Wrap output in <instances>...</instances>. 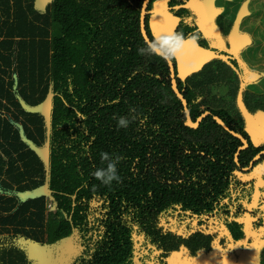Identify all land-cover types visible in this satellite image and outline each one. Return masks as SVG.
Masks as SVG:
<instances>
[{
  "label": "trees",
  "instance_id": "obj_1",
  "mask_svg": "<svg viewBox=\"0 0 264 264\" xmlns=\"http://www.w3.org/2000/svg\"><path fill=\"white\" fill-rule=\"evenodd\" d=\"M160 1L176 19L173 33L213 54L183 75L172 58L193 119L212 112L199 129L187 124L168 62L139 52L144 0H51L46 9L0 0V264H31L21 239L55 250L71 239L67 264L211 256L246 239L247 219L264 239V155L253 162L264 140L247 125L264 113V92L244 88V68L206 37L192 0H150L152 42ZM233 3L225 1L227 21L217 19L227 46ZM49 97L47 116L30 109ZM214 116L248 140L240 164L243 142ZM118 117L129 125L118 127ZM104 152L121 157L111 185L93 175L107 166ZM41 188L47 195L20 199Z\"/></svg>",
  "mask_w": 264,
  "mask_h": 264
},
{
  "label": "rangeland",
  "instance_id": "obj_2",
  "mask_svg": "<svg viewBox=\"0 0 264 264\" xmlns=\"http://www.w3.org/2000/svg\"><path fill=\"white\" fill-rule=\"evenodd\" d=\"M225 1L227 0H192L191 7L194 16L203 28V32L213 43L221 46L236 56L240 67L244 68V76H241L244 88L252 90L255 94L264 92V0H240L234 1L238 10L233 19L232 30L229 36V46L224 36L220 33L218 17L225 13ZM231 1V0H230ZM237 1V0H236ZM51 0H38V7L46 9ZM155 10L149 16L150 28L154 40L171 37L174 33V19L168 12L165 2H156ZM232 8V6H230ZM228 15L224 14L223 22ZM217 38L219 41H217ZM209 53L193 41H185L182 48L176 53L181 75L200 70L207 61L212 58ZM242 82V81H241ZM248 84V87H247ZM251 92V91H250ZM52 98L46 103L31 108L40 111L46 116L50 114ZM26 108H30L27 107ZM255 117L247 119L248 130L254 136L264 140V113L256 112ZM39 154L47 160V149L39 148ZM47 195V189L21 195L24 200L35 194ZM53 208V205H52ZM247 237L243 242L233 243L227 251L217 248L212 257H203L199 260H188L187 254L181 252L170 259L169 264H264V239L259 233L251 232L247 220ZM31 264H67L73 254L71 239L56 250L50 246L20 240L18 243Z\"/></svg>",
  "mask_w": 264,
  "mask_h": 264
},
{
  "label": "clouds",
  "instance_id": "obj_3",
  "mask_svg": "<svg viewBox=\"0 0 264 264\" xmlns=\"http://www.w3.org/2000/svg\"><path fill=\"white\" fill-rule=\"evenodd\" d=\"M187 39L195 43L196 37L189 35ZM185 43L183 33H174L171 37L157 39L153 42H148L146 48L139 49L140 54H156L161 56L165 61L170 62L176 53L182 48ZM134 111V110H133ZM118 127H127L129 120L124 117H118ZM102 162H107L106 168H98L93 172V175L105 185H111L113 181H120L117 174V164L121 157H110L106 152L101 153Z\"/></svg>",
  "mask_w": 264,
  "mask_h": 264
},
{
  "label": "water",
  "instance_id": "obj_4",
  "mask_svg": "<svg viewBox=\"0 0 264 264\" xmlns=\"http://www.w3.org/2000/svg\"><path fill=\"white\" fill-rule=\"evenodd\" d=\"M150 4V0H144L143 5H142V9H141V14H140V28H141V34L145 40V42L148 44V42H152L149 35H148V30L146 27V18H147V14H148V7ZM168 62V61H167ZM169 64V68H170V74H171V85H172V89L174 91V93L176 94V96L179 98V100L181 101L184 110H185V114H186V119H187V124L189 125V127L193 128V129H199L201 123L203 122V120L206 117L212 116V112L211 111H207L205 112L203 115H200V117L198 118L197 121H195L193 119L192 116V111L189 110L188 108V102L185 99V97L182 95V93L180 92L179 88H178V83H177V79H176V70H175V65L174 62L171 61L168 62ZM31 109V108H30ZM214 119L221 125V127H223L226 131H228L232 136H234L235 138L239 139L240 141L243 142V146H240L237 150V152L235 153V160L237 163H239V152L242 149H246L249 146L248 140L246 138H244L241 134L231 130L228 125L218 116H214ZM264 155V149L261 150L259 153H257L254 158H253V162L256 161L260 156ZM251 168V167H249Z\"/></svg>",
  "mask_w": 264,
  "mask_h": 264
},
{
  "label": "flooded vegetation",
  "instance_id": "obj_5",
  "mask_svg": "<svg viewBox=\"0 0 264 264\" xmlns=\"http://www.w3.org/2000/svg\"><path fill=\"white\" fill-rule=\"evenodd\" d=\"M237 152V151H236ZM236 161V160H235ZM237 163V162H236ZM238 164H240V163H238ZM251 167V166H250ZM250 168H245V170H249ZM248 220V219H247ZM248 222H249V220H248ZM214 254V253H213ZM213 254L211 255V256H207V255H203V256H201V257H199L198 259H191V258H188L187 257V259L188 260H199V259H201V258H203V257H207V258H209V257H212L213 256Z\"/></svg>",
  "mask_w": 264,
  "mask_h": 264
},
{
  "label": "crops",
  "instance_id": "obj_6",
  "mask_svg": "<svg viewBox=\"0 0 264 264\" xmlns=\"http://www.w3.org/2000/svg\"><path fill=\"white\" fill-rule=\"evenodd\" d=\"M234 9L238 7V5H233ZM238 10V9H237ZM237 12V11H236ZM235 17V16H234Z\"/></svg>",
  "mask_w": 264,
  "mask_h": 264
}]
</instances>
